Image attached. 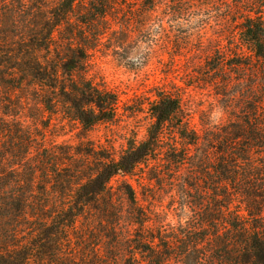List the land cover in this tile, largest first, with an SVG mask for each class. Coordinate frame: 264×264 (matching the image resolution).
I'll return each instance as SVG.
<instances>
[{
	"label": "trees",
	"instance_id": "trees-1",
	"mask_svg": "<svg viewBox=\"0 0 264 264\" xmlns=\"http://www.w3.org/2000/svg\"><path fill=\"white\" fill-rule=\"evenodd\" d=\"M209 11L191 32L175 24ZM152 21L161 39L148 43L163 40L184 79L151 93L144 141L116 158L48 148L24 125L115 121L120 96L89 78L90 59L138 41ZM208 87L227 99L228 119L198 130L184 98ZM164 155L197 170V222L165 233L138 211L125 236L110 182ZM123 192L136 206L133 187ZM0 264H264V0H0Z\"/></svg>",
	"mask_w": 264,
	"mask_h": 264
},
{
	"label": "rangeland",
	"instance_id": "rangeland-1",
	"mask_svg": "<svg viewBox=\"0 0 264 264\" xmlns=\"http://www.w3.org/2000/svg\"><path fill=\"white\" fill-rule=\"evenodd\" d=\"M208 29L213 32L220 29V25L213 22ZM158 39L161 38L158 37L155 41ZM148 40L150 37L145 34L138 41L127 43L116 50L105 44L92 54L89 78L120 96L119 116L115 121L99 124L89 131L55 121L35 125L31 120L23 118L24 125L34 131L38 127V134H44V144L48 148L73 147L78 152L89 149L99 155H112L116 158L125 151L130 140L144 141L152 122L148 106L152 100L151 93L170 81L180 84V79H184L183 67L174 73L170 71V56L164 49L166 46L162 43L163 40H159L157 45L154 44L156 42L149 43L151 54L144 56L143 63L146 66L140 70L134 61L143 55L142 50ZM153 49L156 52H152ZM239 89L234 87L230 93L239 96ZM226 101L212 87L190 88L184 98V113L193 128L210 129L228 119L229 108ZM183 146L184 143L178 140V148L182 150ZM190 149L194 151L193 147ZM166 158L167 155L161 156L160 160L153 161L132 179L119 175L111 180L115 208L117 214L122 215L118 219L123 235L135 237L138 229L131 222L134 219L131 217L138 211H142L149 221L146 227L150 230L161 228L165 233L179 229L181 224L197 222L195 213L200 212L197 203L199 189L203 186L195 178L197 170L193 168L191 161L179 166L181 169H177L178 166L174 168ZM126 186L133 187L136 206L131 204L123 192Z\"/></svg>",
	"mask_w": 264,
	"mask_h": 264
},
{
	"label": "clouds",
	"instance_id": "clouds-1",
	"mask_svg": "<svg viewBox=\"0 0 264 264\" xmlns=\"http://www.w3.org/2000/svg\"><path fill=\"white\" fill-rule=\"evenodd\" d=\"M213 15L214 13L211 11L189 13L186 16L179 17L175 21V24L177 27L186 29L187 31L191 32L195 29V27L200 26L203 22L210 21ZM147 28H148L147 34L149 35L151 41H155L160 36L162 31V28L158 21H152L151 23L148 24ZM142 51H143V55L138 60L134 61L138 64V67L140 68L141 71L146 66L143 63L144 56H150L151 54L150 44L146 43Z\"/></svg>",
	"mask_w": 264,
	"mask_h": 264
}]
</instances>
